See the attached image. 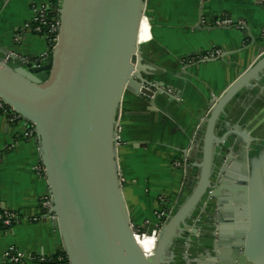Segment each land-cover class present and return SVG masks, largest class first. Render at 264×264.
<instances>
[{
	"label": "water",
	"instance_id": "1",
	"mask_svg": "<svg viewBox=\"0 0 264 264\" xmlns=\"http://www.w3.org/2000/svg\"><path fill=\"white\" fill-rule=\"evenodd\" d=\"M148 2L60 0L49 58L27 62L0 48V99L35 126L60 251L71 264H168L174 244L187 236L189 248L198 241L197 257L186 252L181 264H264V45L249 28L259 55L210 103L183 151L186 169H199L196 185L166 218L154 253L148 257L139 244L117 141L124 94L154 106L160 92L145 79L154 68L139 47ZM195 153L201 158L193 166ZM218 158L224 166L216 173ZM205 222L211 228H200Z\"/></svg>",
	"mask_w": 264,
	"mask_h": 264
},
{
	"label": "crops",
	"instance_id": "2",
	"mask_svg": "<svg viewBox=\"0 0 264 264\" xmlns=\"http://www.w3.org/2000/svg\"><path fill=\"white\" fill-rule=\"evenodd\" d=\"M58 1L0 0V48L27 62L38 63L45 59L49 45L44 36L34 31L35 11ZM146 17L142 22L147 28L146 40L140 29L139 42L145 47V63L154 70L145 79L151 82V76L157 71L158 79L153 83L160 87V92L154 106L150 99L134 98L131 94V104L137 106L138 112L129 105L127 109L122 105L123 142L118 157L126 182L123 194L130 221L139 233L145 251L152 255L158 242L153 217L158 209V198L167 196L169 199L173 192L171 186L177 180L171 176H179L166 169L164 155L167 148L173 147L164 144L167 136L164 127L167 125L162 120L170 126L175 120L174 150L183 154L209 112L210 103L232 86L244 74L241 70L251 65L257 56L253 53L260 47L256 43L252 46L246 28L256 42H261L264 0H149ZM223 21L231 24L217 25ZM240 50L243 51L238 53ZM225 53L234 54L223 58ZM213 58L219 59L203 63ZM14 63L16 61L12 60ZM184 85L191 87L188 103L176 108L179 104L173 95L185 92ZM164 89H172L174 94L170 97ZM164 106L175 110L174 118L162 110ZM157 123L162 128L153 129ZM183 155L189 164L187 156ZM141 157L145 160L142 167L139 165ZM200 158L201 155L195 153L191 162L196 163ZM42 167L38 139L28 135L24 123L0 113V214L16 213L20 217L11 227L0 228V264H11L5 254L12 249L28 257L53 258L61 253L62 240L56 226L50 221L34 222V218L42 214L41 201L49 193ZM146 188L148 194L138 191ZM212 203L213 207L215 204ZM178 245L168 253V264L182 263L180 247L184 245L182 242ZM174 251L176 261H173Z\"/></svg>",
	"mask_w": 264,
	"mask_h": 264
},
{
	"label": "built area",
	"instance_id": "3",
	"mask_svg": "<svg viewBox=\"0 0 264 264\" xmlns=\"http://www.w3.org/2000/svg\"><path fill=\"white\" fill-rule=\"evenodd\" d=\"M59 5H60V0L58 2H56V4H53V5H50L48 7L41 8V9L35 11V20H34L35 29H34V31L37 34L41 35L43 33V29L40 26L48 25L47 24V22H48V18H47L48 11L54 12L55 9L59 7ZM230 24H231V22H229V21H223V22L217 23L218 26H228ZM59 26H60V24L58 21V16L54 15L52 23H50L48 25L47 34L44 35V37L47 39V42L49 45V51H48L47 55L45 56V59H43L42 61H45L46 58H49L51 56L52 51L58 42ZM0 113H2L3 115H5L7 117H10L11 120H13V121L24 123L25 126L28 128V135L30 137L37 138L35 126L32 123L25 120L12 107L8 106L1 99H0ZM117 145H118V147H120L122 145V141L120 140V136H119V139L117 141ZM42 173H43L44 177H46L44 166L42 167ZM163 208L166 209L165 206ZM164 209H162V213H161V216L159 218V220L161 221V223H163V225H164L166 218L168 216L167 215L165 217V213L169 214V212H165ZM41 213L42 214L39 217L34 218V222L50 221L51 223H53L56 226L57 217H56L55 212H54V203H53L50 191H49L48 195L45 196L43 198V200L41 201ZM19 220H20V217L16 213L0 214V228L1 227H11L12 225H14ZM161 229L159 230V232L161 231ZM57 230H58V228H57ZM159 232H158V234H159ZM136 234L139 235V233L137 231H136ZM5 257H6V259H8L9 263H11V264H19V263H23L26 261L33 262L36 264H71L67 255H66V260H64L63 258H58L55 261L53 258L32 257V256L28 257L25 253L20 252L18 250H14V249L8 251L5 254Z\"/></svg>",
	"mask_w": 264,
	"mask_h": 264
},
{
	"label": "rangeland",
	"instance_id": "4",
	"mask_svg": "<svg viewBox=\"0 0 264 264\" xmlns=\"http://www.w3.org/2000/svg\"><path fill=\"white\" fill-rule=\"evenodd\" d=\"M259 41H261V44H263L264 43V37L261 35V37H260V40ZM262 46V45H261ZM49 47V46H48ZM139 47H140V50L143 52L144 50H145V47H143V44H139ZM254 55H259V53H258V51H256V52H254L253 53ZM143 56H144V53H143ZM251 65H252V63H251ZM251 65H249L247 68L245 67V69H242L241 70V73L242 72H246V70L251 66ZM157 72V71H156ZM155 72V73H156ZM244 72V73H245ZM153 74L151 77H152V79H151V84H153V80L154 79H158L157 77H158V74L156 75V74ZM182 83H184L185 84V81H182ZM191 86V85H190ZM185 85L183 86V89L185 90V92H182V93H179V96H177V95H175L174 93V95L172 94V89H164V92L166 93V94H168L170 97L173 95V97H176V101L178 102V104H179V106L178 105H175V107L177 108V107H180V105L181 106H185L184 104H186V103H188V99H187V97L189 96V94H190V90H191V87H185ZM158 88V87H157ZM156 90V89H155ZM163 90V89H162ZM187 90H189V92H187ZM129 96H131V93H129V92H126L125 94H124V98H123V105L125 106L126 105V109H127V107H128V105L131 107V108H133V109H137V106H135V105H133V104H131L133 101V98H132V96L131 97H129ZM134 98H135V96H133ZM173 100V99H172ZM135 107V108H134ZM162 110H164V112H167V113H169V114H171L172 115V117L174 118V116H173V114L175 113L174 111V109L173 108H170L169 106H164L163 108H162ZM139 111V109H137L136 110V112H138ZM144 110L142 109L141 110V112H143ZM121 116H122V113H121ZM125 119H126V116H125ZM141 120H143V118H140ZM122 122L119 124V126H118V129H119V132H120V140L121 141H123V137H122V131H123V128H124V123H123V119L121 120ZM162 121H164L165 123H166V127H164L165 128V135H167V136H169V138L166 136V138L164 139V141H166V142H168V143H166V142H164V144H168V145H170L171 147H173V148H167L168 149V151L167 152H165V155H164V158H166L167 160H166V169H167V171L170 173V174H176V175H179V176H177L176 178L174 177V176H171V178L174 180V179H177L175 182H173V184H172V186H171V188H173V192H172V194H171V196H169V199L168 198H166L167 196H163V197H159L158 198V209L155 211V213H154V215H153V217H154V220L156 221V225H157V227H156V231L155 232H157V235H158V232H159V230L162 228V226H163V223H161V221L159 220V218H160V216H161V213H162V209H164L163 207L165 206V208L166 209H164L165 210V212H170V214H167V213H165V217L168 215H171L172 214V212H173V210L176 208V203H178V202H182L184 199V197L187 195V193L184 191L185 190V188H184V185H183V182H184V179H186V178H188L191 174H193V171H191V169L190 170H187L186 169V162H184L185 161V158L183 157L184 155L182 154V152L180 151V152H177L176 150H174V147H176L175 145V142L173 141V136H174V134L172 133V131L175 129V124H174V119H173V121H171V126H170V124L169 123H167L164 119L162 120ZM161 120H160V122H162ZM153 122V121H152ZM169 125V126H168ZM143 127V126H142ZM156 128H162V125L160 126V123H157L156 124V126H154L153 127V129H156ZM145 138V137H144ZM149 138V137H148ZM163 140V139H162ZM186 142V141H185ZM188 143V142H187ZM187 143H185V144H187ZM163 144V143H162ZM182 145V144H181ZM183 146V145H182ZM185 146V145H184ZM183 146V147H184ZM188 146V145H187ZM180 148H181V146H180ZM183 149V148H182ZM171 150V151H170ZM176 158V159H175ZM142 159V157L140 158V163H139V165H140V167H142L143 165H144V161L145 160H141ZM158 166H159V164H158ZM139 167V168H140ZM165 169V168H164ZM121 170H122V168H121ZM139 177H141V178H143L142 177V175L140 174L139 175ZM125 179L123 178V190L125 189V186H126V182L124 181ZM143 190H145V189H143ZM139 192H145V194H148V189L146 188V190L145 191H142V189H139L138 190ZM180 195V197L179 198H177V196H179ZM172 208V209H171ZM163 210V211H164ZM167 216V217H168Z\"/></svg>",
	"mask_w": 264,
	"mask_h": 264
},
{
	"label": "flooded vegetation",
	"instance_id": "5",
	"mask_svg": "<svg viewBox=\"0 0 264 264\" xmlns=\"http://www.w3.org/2000/svg\"><path fill=\"white\" fill-rule=\"evenodd\" d=\"M184 162H186V161H184ZM216 164H217V168H216V173H218L217 171H220L222 168H223V166H224V160H222V158L221 159H217V161H216ZM187 165H189V164H186V167H187ZM193 166H195V163L193 164ZM196 166H197V164H196ZM190 167H191V164H190ZM191 171H193V174H191L188 178H186V179H184V182H183V185H184V188H185V192L187 193V195L183 198L184 199V201H185V199H187V197L191 194V190H192V188L196 185V179H197V177L199 176V174H200V172H199V169L196 167H193L192 169H191ZM216 180V178L214 177V181ZM215 183V182H214ZM214 183L212 184V186H214ZM211 202V201H210ZM182 203V202H181ZM181 203L180 202H178V203H176L175 205H176V207H178L179 205H181ZM211 204H213L212 202H211ZM208 211V210H207ZM171 212V211H170ZM210 214H211V211H209V215L208 216H210ZM208 216H206V215H201V214H199L198 215V218H202V217H205L206 218V220H208V222H209V217ZM194 217V216H193ZM213 217V216H212ZM211 217V218H212ZM209 224L208 223H206L205 222V224L204 225H202L200 228H202V229H206V227H209V228H211L210 226H208ZM205 233H206V231H205ZM198 236H199V233H198ZM190 237H192V236H190ZM187 236L186 237H184V238H182L181 239V242L183 243V245L185 244V242L187 243ZM198 245V241H196V242H194V243H192L191 244V246H193V247H188L187 246V244L186 245H184L183 247H181V249L182 248H184V250L182 251V253H181V257H182V255L184 254L185 255V253L186 252H189V254H190V257L191 258H196L197 256H195V249H194V246L196 247ZM174 246H179L178 244H177V242H176V244H174ZM175 249V248H174ZM192 252V253H191ZM174 253L176 254V252L174 251ZM173 253V254H174Z\"/></svg>",
	"mask_w": 264,
	"mask_h": 264
},
{
	"label": "trees",
	"instance_id": "6",
	"mask_svg": "<svg viewBox=\"0 0 264 264\" xmlns=\"http://www.w3.org/2000/svg\"><path fill=\"white\" fill-rule=\"evenodd\" d=\"M56 4V3H55ZM47 18H48V22L47 24L49 25L50 23H52V20L54 18V14L52 11H48L47 14ZM48 25H42L40 26L43 29V33L41 34V36H44L45 34H47L48 31ZM58 258H63L64 260H66V255L63 253L58 254L56 257H53V259L56 261Z\"/></svg>",
	"mask_w": 264,
	"mask_h": 264
},
{
	"label": "bare ground",
	"instance_id": "7",
	"mask_svg": "<svg viewBox=\"0 0 264 264\" xmlns=\"http://www.w3.org/2000/svg\"><path fill=\"white\" fill-rule=\"evenodd\" d=\"M145 18L147 19V17L145 16V17L143 18V20H144ZM142 22H143V21H142ZM140 29H141V35H142V36L145 35V36H144L145 38H144L143 40H146V35H147V34H146V31H147L146 29H147V28H146V24H145V22L141 25V28H140ZM139 36H140V35H139ZM139 44H140V42H139ZM138 241H139V244L141 245V247L143 248L144 252L146 253V255H147L148 257L151 256V254H148V253L145 251L144 246H143V243H142V239H141V237H140V239H139ZM153 253H154V252H153Z\"/></svg>",
	"mask_w": 264,
	"mask_h": 264
}]
</instances>
